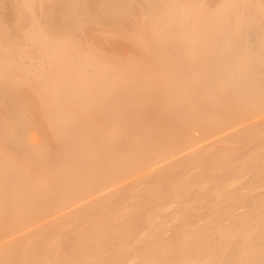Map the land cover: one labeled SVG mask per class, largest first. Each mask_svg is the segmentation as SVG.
<instances>
[{
  "label": "bare ground",
  "instance_id": "obj_1",
  "mask_svg": "<svg viewBox=\"0 0 264 264\" xmlns=\"http://www.w3.org/2000/svg\"><path fill=\"white\" fill-rule=\"evenodd\" d=\"M0 264H264V0H0Z\"/></svg>",
  "mask_w": 264,
  "mask_h": 264
},
{
  "label": "rangeland",
  "instance_id": "obj_2",
  "mask_svg": "<svg viewBox=\"0 0 264 264\" xmlns=\"http://www.w3.org/2000/svg\"><path fill=\"white\" fill-rule=\"evenodd\" d=\"M2 15H4V17H7V15H8V17H10V19L7 17L6 18V20L7 21H9L8 23H10V20H11V14H12V10L7 6V7H5L3 10H2ZM131 43V42H130ZM65 245V246H64ZM64 245H62L63 246V248H65V249H63L64 251H69V247H68V245L67 244H64Z\"/></svg>",
  "mask_w": 264,
  "mask_h": 264
}]
</instances>
